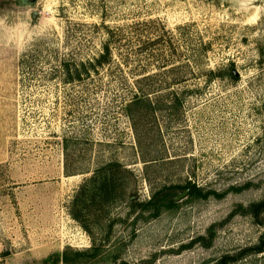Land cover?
<instances>
[{
    "label": "rangeland",
    "instance_id": "374dc122",
    "mask_svg": "<svg viewBox=\"0 0 264 264\" xmlns=\"http://www.w3.org/2000/svg\"><path fill=\"white\" fill-rule=\"evenodd\" d=\"M262 202L264 0H0V264H264Z\"/></svg>",
    "mask_w": 264,
    "mask_h": 264
},
{
    "label": "trees",
    "instance_id": "16d2710c",
    "mask_svg": "<svg viewBox=\"0 0 264 264\" xmlns=\"http://www.w3.org/2000/svg\"><path fill=\"white\" fill-rule=\"evenodd\" d=\"M112 57L109 52V49L106 47L105 50L102 52L101 55H99L97 58L93 59V62L88 61L89 67L92 69H95L97 66L102 67L105 65H108L111 61ZM80 67L75 65H70L68 63H64L62 67V73L65 77L66 82L67 81H74V80H80L82 78L83 73L88 74L89 69H87L85 64H81ZM150 90V91H149ZM151 94V89H145L143 87H138L137 92L134 94V101L130 103L128 109L131 111L132 115V109L136 106L143 105L146 103V99L148 96ZM169 95H172L173 97H176L177 93L176 92H171ZM175 100L178 101V98L176 97ZM112 167V166H110ZM98 174V173H97ZM93 179H103L99 180V186L97 188V191L101 194H104L105 202L110 198L109 196L113 194L114 192V183L112 182L111 179H113L112 176L108 175H97ZM190 195H198L201 190L197 188L196 186L190 187ZM84 189V188H83ZM171 190V188H166L165 190L159 192L156 195H153L151 200L147 203L146 208H152V210L155 212L153 213L154 216H158L161 213V206L164 201L165 204L173 203V200L171 199L170 193L163 195V192ZM253 209V214L255 216H259L260 212L264 211V202L260 203L259 205L255 206ZM76 219L77 217L74 216ZM101 248L100 247H93L89 250L86 251H77L73 250L71 248H68L65 250L63 253L62 257H58L55 259L56 263H62V264H79L80 260L83 258H97L99 256ZM227 259L223 258L220 261V264H227Z\"/></svg>",
    "mask_w": 264,
    "mask_h": 264
},
{
    "label": "water",
    "instance_id": "95a60500",
    "mask_svg": "<svg viewBox=\"0 0 264 264\" xmlns=\"http://www.w3.org/2000/svg\"><path fill=\"white\" fill-rule=\"evenodd\" d=\"M36 1H37V0H29L30 4H35ZM39 16H40V14H38V13H34V15H33V19L36 20L37 17H39ZM189 192H190V189H186L185 191H183L182 193H180V194L175 198V200H176V201H179V200H181V199L186 198V197L188 196Z\"/></svg>",
    "mask_w": 264,
    "mask_h": 264
}]
</instances>
